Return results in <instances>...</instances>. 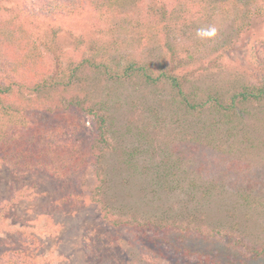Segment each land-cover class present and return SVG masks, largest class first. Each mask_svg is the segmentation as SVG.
<instances>
[{"label": "rangeland", "instance_id": "374dc122", "mask_svg": "<svg viewBox=\"0 0 264 264\" xmlns=\"http://www.w3.org/2000/svg\"><path fill=\"white\" fill-rule=\"evenodd\" d=\"M153 1L141 0L139 12L145 15L146 6ZM4 4L11 6L8 0ZM224 4L220 0L217 6ZM201 5L209 15L208 3H195L191 13ZM181 7L184 4L177 5L176 12ZM225 7L228 11L220 10L207 21L189 12L188 18L195 25L164 31L177 55L207 61L210 52L207 47L215 48L232 33L228 20L233 19L235 9L230 5ZM90 21L93 18L83 12L77 16L65 13L55 23L50 22L57 33L56 51L48 53L53 63L60 62L66 68L70 60L72 66L80 62L78 49L92 45V41L86 42ZM256 23L258 26L253 32L245 33L244 42L241 38L223 55V61L218 63L222 64L219 71L222 75L202 77V88L223 77L225 81L242 73V79L252 76L254 65L249 63L247 49L257 40L264 41V18L256 19L253 25ZM81 32L85 33L82 43H75L76 37H82ZM50 34V30L42 31L45 40ZM108 39L99 40L98 44ZM124 39L125 36L117 35L109 52H122ZM94 42H97L96 36ZM158 42L159 38L152 36L146 40L145 48L140 43L139 50L130 49H136L140 57L149 53L159 55L163 48ZM144 87L135 81L106 83L103 77L88 84L87 91L94 90L93 97L108 111L111 139L108 148L102 147L97 153L92 148L96 159L90 158L76 173L59 180L42 170L38 175L0 168V201L7 200L12 184L31 185L41 193L32 201L20 200L7 210L10 227L23 231L12 237L23 242V250L34 251L33 259L23 264H88L91 258L84 251L83 237L89 231L108 245L103 253L114 264H264V257L253 258L246 246L249 242L259 245L264 242V202L261 206L257 197L250 205L242 200L234 201L235 196L229 190V185L237 181L235 191L250 187L252 193L264 192V121L259 129H248L245 125L242 127L246 119L242 116L241 124L238 121L230 132L221 125L215 127L216 122H210L207 109L195 117L193 113L171 107L165 92ZM246 104L264 118V100ZM235 112L241 113L238 109ZM241 114L250 120L247 113ZM81 124L88 146L93 138L91 118L84 115ZM245 136L250 138L247 143L243 141ZM98 181L102 187L99 197L114 213L107 220L93 198ZM193 182L203 186L210 182L214 190H208L203 197L202 192L188 187ZM127 215L133 220L150 216L156 218L154 222L160 218L177 219L179 226L183 221L192 225L188 224L187 229L183 228L185 223L180 228H167L165 224L161 227L156 223L145 227L128 222ZM9 238V234H0V248Z\"/></svg>", "mask_w": 264, "mask_h": 264}, {"label": "trees", "instance_id": "16d2710c", "mask_svg": "<svg viewBox=\"0 0 264 264\" xmlns=\"http://www.w3.org/2000/svg\"><path fill=\"white\" fill-rule=\"evenodd\" d=\"M4 1L0 0V168L37 172L38 175L42 170L45 175L60 180L66 178L67 174L79 171L90 158L95 156L96 159L97 151L102 147L108 148L111 139L108 111L93 97L94 90L87 91L88 84L99 81L100 77L106 83L135 81L144 88L163 91L171 107L193 113L195 117L207 109L210 122L215 121V127L221 125L230 132L234 131L233 125L238 121L240 123L242 116L246 118L243 119L242 127L245 125L248 129H259V125L263 124L264 118L249 109L246 103H261L264 100V41L257 40L255 45L251 44L247 49L249 63L254 65L251 77L242 79V73L224 81L222 76L223 80L211 82L203 88L200 81L208 75H222L219 72L222 64L218 63L223 61V55L231 51L233 44H237L241 38L244 42L246 32H253L257 28L258 24L255 26L253 23L258 18H264V0H224L223 7L217 6L220 0L217 3H214L215 0H171L170 4L155 0L146 6L145 15L139 12L141 0H8L11 6L4 4ZM195 3H208L210 14L207 15L204 5L194 14L191 13ZM179 4H184V7L176 12L175 8ZM227 5L235 9L232 12L233 19L228 20L232 33L215 48L207 47L210 51L208 60L198 61L192 56L183 58L177 55L164 31L195 25L188 18L189 12L193 17L207 21L220 10L228 11ZM83 12L88 13L90 19L93 18L86 34V42L92 41V45H87V49L83 46L78 49L79 63L72 66V60L69 59L66 68H62L60 62L53 63L48 55L49 51H56L57 33L53 31L52 23L62 14L75 13L77 16ZM43 29L51 31L47 40L42 35ZM80 35L82 37H76L75 43H82L85 33L81 32ZM117 35L125 36L122 44L124 49L122 52H109ZM95 36L97 42H94ZM152 36L159 38L162 54L149 53V56L145 54V57H140L136 49H130L136 47L139 50L140 43V47L145 48L146 40ZM106 38H109L107 44H98L99 40L104 41ZM236 109L247 113L250 120L236 113ZM84 115L92 121L93 138L88 146L89 140L82 134L81 118ZM245 138L242 139L245 142L250 139ZM92 148L96 149V153ZM166 172L168 174L169 170ZM51 181L55 182L54 179ZM236 183L234 181L229 185V190L235 196L234 201L242 200L250 205L251 200L257 197V202L263 205L264 192L252 193L250 187L235 191ZM207 184L203 186L193 182L188 187L192 191L202 192L203 197H206L208 190H214L212 183ZM10 189L7 200L0 201V234L10 236L6 243L1 244L0 264H23V261L33 259L34 251L27 248L23 250V242L12 237V234H23V231L10 227L7 210H11L20 200L32 201L41 193L31 185L12 184ZM101 189L98 181L93 200L99 204L101 214L107 220L114 213L108 203L99 197ZM126 219L145 227L156 223L161 227L165 224L163 226L167 228H180L185 223L183 221L179 226L177 219L167 221L161 218L154 222L156 218L150 216L144 219L135 217L133 220L127 215ZM190 223L186 222L183 228H189L192 225ZM215 231L220 232L218 229ZM107 246L95 232H87L83 237V247L91 258L88 264H114L103 253ZM246 246L253 258L264 257V242L260 245L249 242Z\"/></svg>", "mask_w": 264, "mask_h": 264}]
</instances>
